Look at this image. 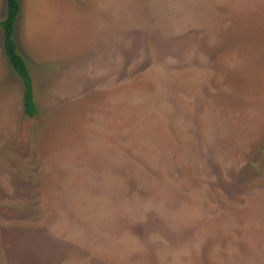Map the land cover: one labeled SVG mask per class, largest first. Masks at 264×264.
Masks as SVG:
<instances>
[{"label":"rangeland","instance_id":"rangeland-1","mask_svg":"<svg viewBox=\"0 0 264 264\" xmlns=\"http://www.w3.org/2000/svg\"><path fill=\"white\" fill-rule=\"evenodd\" d=\"M19 3L0 264H264V0Z\"/></svg>","mask_w":264,"mask_h":264},{"label":"trees","instance_id":"trees-1","mask_svg":"<svg viewBox=\"0 0 264 264\" xmlns=\"http://www.w3.org/2000/svg\"><path fill=\"white\" fill-rule=\"evenodd\" d=\"M6 13L0 20L3 34V49L8 63L22 82V107L28 117H35L38 109L34 100L32 77L22 55L18 52L14 40V24L20 10L19 0H5Z\"/></svg>","mask_w":264,"mask_h":264}]
</instances>
